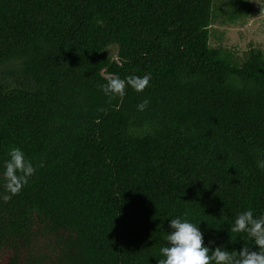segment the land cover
Masks as SVG:
<instances>
[{
	"label": "trees",
	"instance_id": "trees-1",
	"mask_svg": "<svg viewBox=\"0 0 264 264\" xmlns=\"http://www.w3.org/2000/svg\"><path fill=\"white\" fill-rule=\"evenodd\" d=\"M212 2L0 0L17 76L0 82V171L11 147L43 164L7 202L0 180V264H157L176 216L210 247L250 243L229 225L264 212V54L210 47ZM145 74L143 92L101 91Z\"/></svg>",
	"mask_w": 264,
	"mask_h": 264
},
{
	"label": "clouds",
	"instance_id": "clouds-1",
	"mask_svg": "<svg viewBox=\"0 0 264 264\" xmlns=\"http://www.w3.org/2000/svg\"><path fill=\"white\" fill-rule=\"evenodd\" d=\"M150 80L151 74L129 75L123 79L113 76L101 85V91L110 99L122 98L126 87L138 93L143 92ZM148 103L147 99L142 100L137 104V110L143 111ZM7 157L0 171L5 190L2 199L5 202L21 192L34 176L37 167H43L42 163L34 166V162L26 158L20 147L9 148ZM258 166L264 167V161ZM199 223L181 216L169 219V230L164 237L166 246L160 247L162 259L157 260V264H264V212L254 215L252 209L244 210L229 225L230 233L237 236L244 234L250 241L249 244H243L238 252H229L224 245L210 247L214 241L204 242ZM252 246H255L254 249Z\"/></svg>",
	"mask_w": 264,
	"mask_h": 264
},
{
	"label": "rangeland",
	"instance_id": "rangeland-1",
	"mask_svg": "<svg viewBox=\"0 0 264 264\" xmlns=\"http://www.w3.org/2000/svg\"><path fill=\"white\" fill-rule=\"evenodd\" d=\"M208 45L241 61L250 47L264 54V0H213ZM0 66V82L13 83L15 74Z\"/></svg>",
	"mask_w": 264,
	"mask_h": 264
}]
</instances>
